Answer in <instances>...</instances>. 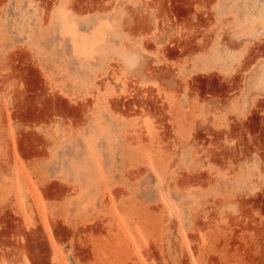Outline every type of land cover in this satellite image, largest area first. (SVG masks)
I'll use <instances>...</instances> for the list:
<instances>
[{"label": "rangeland", "instance_id": "1", "mask_svg": "<svg viewBox=\"0 0 264 264\" xmlns=\"http://www.w3.org/2000/svg\"><path fill=\"white\" fill-rule=\"evenodd\" d=\"M0 264H264V0H0Z\"/></svg>", "mask_w": 264, "mask_h": 264}]
</instances>
